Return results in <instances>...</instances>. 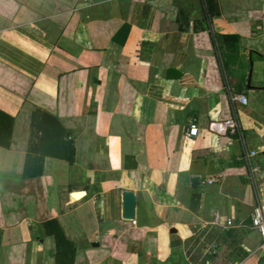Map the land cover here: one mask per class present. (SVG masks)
Masks as SVG:
<instances>
[{
	"label": "crops",
	"instance_id": "0c3cea01",
	"mask_svg": "<svg viewBox=\"0 0 264 264\" xmlns=\"http://www.w3.org/2000/svg\"><path fill=\"white\" fill-rule=\"evenodd\" d=\"M229 90L264 197V0H0V264H264Z\"/></svg>",
	"mask_w": 264,
	"mask_h": 264
},
{
	"label": "built area",
	"instance_id": "2783aa9c",
	"mask_svg": "<svg viewBox=\"0 0 264 264\" xmlns=\"http://www.w3.org/2000/svg\"><path fill=\"white\" fill-rule=\"evenodd\" d=\"M229 98L232 105L233 115L230 118L224 120H214L209 123L208 129L211 132H214L219 135H226L232 137V140H235L241 148V160L247 167V177L253 186V189L256 194V203L253 205L250 220L251 226L258 231L261 241L259 243V249L264 252V197L261 195L260 182L258 174H260V168L254 163V158L258 153L257 149H248L246 135L242 128V125L239 121L235 110V102H240L242 104L247 103V98L236 92L229 90ZM198 127L195 121H190L186 134L189 136H195L197 134ZM231 143V142H229ZM200 182L202 183H212L213 178H203L198 175ZM215 221L218 222V217L215 216ZM225 226H231L233 224L232 220L229 218L225 221ZM208 262V261H207Z\"/></svg>",
	"mask_w": 264,
	"mask_h": 264
},
{
	"label": "trees",
	"instance_id": "16d2710c",
	"mask_svg": "<svg viewBox=\"0 0 264 264\" xmlns=\"http://www.w3.org/2000/svg\"><path fill=\"white\" fill-rule=\"evenodd\" d=\"M1 113V112H0ZM39 114H45L46 115V112H44V113H41V112H39L38 110H35V115L33 116V120L32 121H34L35 120V122H37L36 121V116L37 115H39ZM1 115V114H0ZM52 124L51 123H44V122H42V123H38L37 122V126H38V128H37V130L41 133V135H42V133H46L47 131H50V132H52L53 130L52 129H50V126H51ZM3 127V128H2ZM2 129V130H1ZM7 130V129H6ZM6 130H4V125H2V124H0V142L2 141V139L4 140V138H5V135H4V133L6 132ZM62 133L66 136V134H67V130H65V129H63V127H62ZM4 132V133H3ZM49 136L51 137V140H50V144L51 145H55V139H54V137H53V135H52V133H50L49 134ZM68 147L70 148V150H71V158L73 157V145H72V143L71 142H69L68 141ZM56 155V154H55ZM70 158V159H71Z\"/></svg>",
	"mask_w": 264,
	"mask_h": 264
},
{
	"label": "water",
	"instance_id": "95a60500",
	"mask_svg": "<svg viewBox=\"0 0 264 264\" xmlns=\"http://www.w3.org/2000/svg\"><path fill=\"white\" fill-rule=\"evenodd\" d=\"M122 217L128 220L135 219L136 196L134 192L126 190L122 195Z\"/></svg>",
	"mask_w": 264,
	"mask_h": 264
},
{
	"label": "rangeland",
	"instance_id": "374dc122",
	"mask_svg": "<svg viewBox=\"0 0 264 264\" xmlns=\"http://www.w3.org/2000/svg\"><path fill=\"white\" fill-rule=\"evenodd\" d=\"M255 72H256L255 75L257 76L258 75V72H259L258 68L256 69ZM255 75H254V78H255Z\"/></svg>",
	"mask_w": 264,
	"mask_h": 264
},
{
	"label": "bare ground",
	"instance_id": "6f19581e",
	"mask_svg": "<svg viewBox=\"0 0 264 264\" xmlns=\"http://www.w3.org/2000/svg\"><path fill=\"white\" fill-rule=\"evenodd\" d=\"M75 196L79 197V196H81V195H80V194H76Z\"/></svg>",
	"mask_w": 264,
	"mask_h": 264
}]
</instances>
